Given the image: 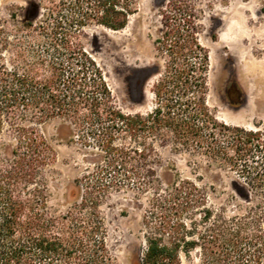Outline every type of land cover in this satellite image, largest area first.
<instances>
[{"label":"trees","instance_id":"trees-1","mask_svg":"<svg viewBox=\"0 0 264 264\" xmlns=\"http://www.w3.org/2000/svg\"><path fill=\"white\" fill-rule=\"evenodd\" d=\"M165 1L155 45L166 63L145 116L116 108L78 35L89 21L123 28L137 0H64V20L22 23L32 33L12 41L0 22V131L8 123L16 141L0 164V264H115L98 207L121 188L150 195L144 245L132 264H181L180 254L193 251L197 264H264V127L220 122L207 107L208 57L195 38V16L186 0ZM55 117L86 127L84 141L98 149L73 181L75 197L63 214L46 208L43 173L53 150L25 123ZM150 136L233 172L253 204L227 214L208 205L194 180H163Z\"/></svg>","mask_w":264,"mask_h":264},{"label":"rangeland","instance_id":"rangeland-1","mask_svg":"<svg viewBox=\"0 0 264 264\" xmlns=\"http://www.w3.org/2000/svg\"><path fill=\"white\" fill-rule=\"evenodd\" d=\"M195 16V38L207 52L205 75L207 107L220 122L244 128L264 127V0H186ZM165 0H137L126 25L112 30L92 21L79 31L83 48L99 67L113 104L124 113L145 116L157 103L154 84L162 76L165 53L155 40L164 30L160 13ZM64 0H0V22L10 41L31 34L48 15L50 24L64 20ZM48 20V19H47ZM8 59L9 52L3 53ZM53 150L44 167L43 185L48 212L63 214L75 197L73 181L96 160V143L84 141L86 127H74L62 118L40 123L26 120ZM152 142L156 171L163 180L177 175L194 180L207 194L208 205L227 214H240L246 193L239 178L228 170L207 166L199 155L172 149L168 141ZM16 141L9 125L0 131V164ZM148 193L133 188L110 190L98 210L105 228L106 247L115 264H132L143 245L142 218ZM237 205H241L239 208ZM261 226L264 228V218ZM181 264H197V253L180 254Z\"/></svg>","mask_w":264,"mask_h":264}]
</instances>
